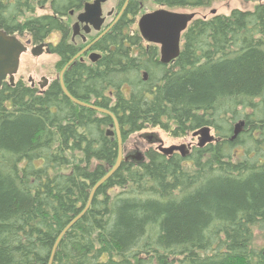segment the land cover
<instances>
[{
  "label": "trees",
  "instance_id": "trees-1",
  "mask_svg": "<svg viewBox=\"0 0 264 264\" xmlns=\"http://www.w3.org/2000/svg\"><path fill=\"white\" fill-rule=\"evenodd\" d=\"M84 1L0 0V28L39 44L66 33L60 19ZM152 1L172 9L210 0ZM48 4L51 13L34 15ZM142 10V0H130L97 44L100 61L77 62L66 87L113 112L124 143L147 127L186 135L205 125L218 140L187 158L151 147L142 163L124 161L64 235L53 264H264V244L255 245L264 233V3L193 19L168 65L134 28ZM66 38L51 46L61 64L76 51ZM240 119L245 127L231 141ZM112 123L72 102L58 78L43 91L3 83L0 264H48L58 235L117 160Z\"/></svg>",
  "mask_w": 264,
  "mask_h": 264
},
{
  "label": "water",
  "instance_id": "water-1",
  "mask_svg": "<svg viewBox=\"0 0 264 264\" xmlns=\"http://www.w3.org/2000/svg\"><path fill=\"white\" fill-rule=\"evenodd\" d=\"M105 1L107 0H94L92 3H87L85 11L78 16V22L74 25V29L78 27L79 22H85L86 24L92 25L96 30H100L102 24L104 23L102 3ZM129 2L130 0H126L120 15L124 12ZM213 13H215V11H213ZM195 18L196 13L194 12H178L167 8H159L154 11L144 13L138 20V28L145 41L160 46L161 63L169 64L179 56L181 51L182 34L187 30L189 24ZM28 49V45L24 43V41H22L17 34H10L5 29L0 28V89L5 81L12 86L15 85L16 74L20 68L21 56L26 53ZM30 51L32 55L36 57L42 55L45 51L47 53H51L47 43L35 45L30 49ZM91 57L93 60H97L100 55L93 53ZM71 63L72 61H70L60 72L59 82L61 88L64 94L75 104L107 114L112 118L113 123L110 126L114 127L115 131L108 130L107 135L112 136L116 134L118 142V158L112 168L108 170V172L94 185L84 209L77 216H75L58 235V238L52 247L48 264L54 263L56 251L64 235L87 213L96 191L119 170L123 161L131 159L136 163H141L145 159L144 153L139 150L135 151L133 154L124 156L122 132L119 121L113 112L92 103L81 101L68 91L64 81V74ZM43 80H45V82L40 83L42 90H44L47 86L46 78L43 77ZM245 124V120H241L234 125L233 134L230 137L231 141L237 139V137L242 133ZM192 135L193 137L198 138V146L201 148L205 147L207 144L217 141V137L212 133V127L208 125L197 129ZM140 136L147 144H157V149L165 156H171L174 152H179L183 158L190 155V149L186 143L165 146L164 140L157 132H146Z\"/></svg>",
  "mask_w": 264,
  "mask_h": 264
},
{
  "label": "rangeland",
  "instance_id": "rangeland-1",
  "mask_svg": "<svg viewBox=\"0 0 264 264\" xmlns=\"http://www.w3.org/2000/svg\"><path fill=\"white\" fill-rule=\"evenodd\" d=\"M260 3H264V0H210L209 3L203 7L172 8V10L178 12H194L196 13V18H208L214 15V13H212L213 11H215V14H230L235 8L253 10L255 6ZM118 5L119 0H111L105 5V11L108 12L111 8H114L117 13L119 12ZM158 7L159 5L152 0H142L143 12L153 11ZM51 12L50 5L48 4L45 8H38L34 15L48 14ZM141 14L142 13L137 16L134 28L138 29V19ZM112 19H115V15L108 17L107 23H110ZM21 38L25 42L29 41V37L27 35H23ZM52 38L57 40V35L52 36ZM144 46H146V44ZM30 48L31 46H29V50L21 56L20 68L16 74V82L22 80L27 85H31L30 79H33L36 82L35 88L41 90L39 83L43 82V77H46L48 79V85L45 88H47L54 79L59 77L63 65L59 63L60 58L57 54L44 52L42 55L36 57L32 55ZM239 121H241V119ZM239 121H236V123ZM146 132H157L164 140V144L166 146L182 143L187 144L193 138L192 132H189L186 135H172V133L161 129L160 127H147L139 132L131 134V136L128 137L124 143L125 152L134 153L138 150L146 152L151 147L157 149V144H147L140 136ZM212 133L218 137L214 128L212 129ZM193 140L196 141V139ZM234 150L236 153H242L243 148L241 145H236ZM263 244L264 233H258L255 237V245L260 247Z\"/></svg>",
  "mask_w": 264,
  "mask_h": 264
},
{
  "label": "flooded vegetation",
  "instance_id": "flooded-vegetation-1",
  "mask_svg": "<svg viewBox=\"0 0 264 264\" xmlns=\"http://www.w3.org/2000/svg\"><path fill=\"white\" fill-rule=\"evenodd\" d=\"M94 0H86L84 2H82V4L78 7H76L75 9H71L69 11V14L66 15L65 17H62L60 20L65 22L67 21L69 24V29L66 33H64L63 31L57 32L54 35H57V40H55L54 38L49 37L46 40H44L42 43H47L50 50H51V46L52 45H56L59 44L63 38H66L65 35L69 34V37L67 39V41L71 42L76 51L74 52V54L65 61V63H63V67L62 69L67 66V64L72 61V63L70 64L69 68L66 70V72L68 70H71L73 68V66H75L77 64V62L82 63L85 66H93L96 65L100 59L103 56L102 51L100 50V48H97V44L98 42L104 37L106 36L110 30L112 29V25L118 15V12H115L114 8H111L108 12L105 11V5L110 2L111 0H107L105 2L102 3V11H103V17H104V23L101 26L100 30H96L92 25L90 24H86L85 22H79V25L76 29H74V25L78 22V16L85 11V6L87 3H92ZM159 8H167L165 6H159L157 9ZM156 10V9H155ZM154 11V10H153ZM116 13V14H115ZM113 15H115V19H112V21L110 23H107V18L108 17H112ZM77 31V32H75ZM53 35V36H54ZM148 43V42H146ZM151 44V43H150ZM38 44H33V43H29L28 46H35ZM149 45V44H148ZM46 49V48H45ZM158 50H159V60L161 58L160 55V47L158 46ZM95 53V54H99L100 57L97 60H93L91 55ZM55 54V53H54ZM58 55V54H57ZM59 62L62 61L60 55H58ZM161 62V61H160ZM65 72V73H66ZM144 71H142L143 73ZM65 75V74H64ZM31 80V86L35 87L36 86V82L33 79ZM45 80H43V82L40 83H44ZM39 83V85H40ZM46 83L48 85V79L46 78ZM193 137V136H192ZM193 139H196L193 140ZM190 149V152L192 153L196 148H198V144H197V137H193L192 140L187 143ZM133 154L131 153H126L125 155H130ZM174 154H178L180 155L179 152H175Z\"/></svg>",
  "mask_w": 264,
  "mask_h": 264
},
{
  "label": "bare ground",
  "instance_id": "bare-ground-1",
  "mask_svg": "<svg viewBox=\"0 0 264 264\" xmlns=\"http://www.w3.org/2000/svg\"><path fill=\"white\" fill-rule=\"evenodd\" d=\"M127 8V7H126ZM122 10V9H121ZM121 10L118 12V15H117V17H116V19H115V21H114V23H113V25L112 26H114L117 22H118V20L120 19V17L123 15V13L125 12V10H124V12L120 15V13H121ZM119 15H120V17H119ZM119 17V18H118ZM144 72L142 73V76L144 77V79L145 80H147L148 79V71H146V70H143ZM62 89V88H61ZM68 89V88H67ZM63 91V90H62ZM69 91V90H68ZM70 92V91H69ZM64 93V92H63ZM65 95V94H64ZM82 101V100H81ZM236 124V123H235ZM234 124V125H235ZM120 128H121V126H120ZM234 129V128H233ZM112 130H114L115 131V128H113ZM121 132H122V129H121ZM193 132V131H192ZM125 154H126V152H125V148H124V156H125ZM118 158V157H117ZM117 161V160H116ZM125 161V160H124ZM123 161V162H124ZM116 163V162H115ZM136 163V162H135ZM142 163V162H141ZM136 164H140V163H136Z\"/></svg>",
  "mask_w": 264,
  "mask_h": 264
}]
</instances>
